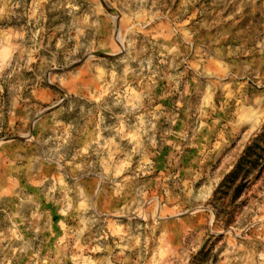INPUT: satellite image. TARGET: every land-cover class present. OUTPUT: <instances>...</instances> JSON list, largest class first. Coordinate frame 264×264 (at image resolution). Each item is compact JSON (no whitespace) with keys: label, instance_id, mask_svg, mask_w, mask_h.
Returning <instances> with one entry per match:
<instances>
[{"label":"rangeland","instance_id":"obj_1","mask_svg":"<svg viewBox=\"0 0 264 264\" xmlns=\"http://www.w3.org/2000/svg\"><path fill=\"white\" fill-rule=\"evenodd\" d=\"M0 264H264V0H0Z\"/></svg>","mask_w":264,"mask_h":264},{"label":"trees","instance_id":"obj_2","mask_svg":"<svg viewBox=\"0 0 264 264\" xmlns=\"http://www.w3.org/2000/svg\"><path fill=\"white\" fill-rule=\"evenodd\" d=\"M249 157H250V155L248 154L246 157H244L240 160L236 170L234 171L233 175L231 176V179H235L236 177H239L240 174L241 175L243 174L244 179H247V176L251 173V169H253V167L249 168V169L247 167L246 160Z\"/></svg>","mask_w":264,"mask_h":264}]
</instances>
